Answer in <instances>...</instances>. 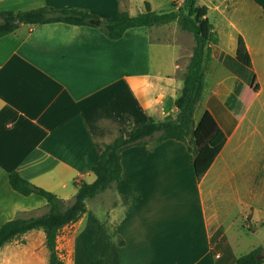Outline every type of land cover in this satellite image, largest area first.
Listing matches in <instances>:
<instances>
[{"label": "crops", "instance_id": "obj_1", "mask_svg": "<svg viewBox=\"0 0 264 264\" xmlns=\"http://www.w3.org/2000/svg\"><path fill=\"white\" fill-rule=\"evenodd\" d=\"M172 1L0 0V12L75 8L115 21L144 12L145 2L163 12ZM232 3L216 6L218 42L200 101L225 133L223 148L200 180L183 142L123 150L119 182L88 199L85 213L59 232L57 251L62 232L72 247L68 264H234L264 248V234L258 245L249 240L264 232V0ZM150 33L130 28L110 40L98 28L48 23L20 24L0 37V226L48 210L41 196L14 191L10 172L71 200L74 183L95 179L102 144L118 129L127 137L150 118L174 116L173 57L159 56ZM239 36L250 68L235 58ZM236 80L247 96L242 115L224 105ZM218 101L226 112L217 118L210 105ZM105 193L104 210L94 201ZM34 235L45 248L43 231L32 230L0 251Z\"/></svg>", "mask_w": 264, "mask_h": 264}, {"label": "trees", "instance_id": "obj_2", "mask_svg": "<svg viewBox=\"0 0 264 264\" xmlns=\"http://www.w3.org/2000/svg\"><path fill=\"white\" fill-rule=\"evenodd\" d=\"M199 0H177L170 3V10L156 12L145 2V11L136 15L123 13L115 21L101 20L83 9H55L42 6L26 11L0 12V37L12 33L20 24L65 23L73 26L98 28L108 39L116 40L126 30L136 27L151 28L176 22L181 30L192 34L194 48L184 75L181 91L174 101L176 113L162 119H152L130 130L125 137L118 129L117 135L103 143V151L92 168L95 179L91 183H74L76 192L72 201H64L54 193L44 190L23 179L17 172H10L8 180L17 193L28 196L36 194L45 199L46 213L29 218H15L0 226V249L22 234L42 230L44 245L48 253L47 264H64L56 249L60 230L77 221L86 211V201L110 188L121 179V152L140 145L157 146L165 140L183 142L192 154V165L197 180H200L223 148L226 136L212 114L203 110L198 121L194 113L200 105L204 88L205 69L211 60V47L218 42L214 26L208 17V7L200 6ZM176 8V10H175ZM17 19L18 24H13ZM97 21L98 24L94 22ZM236 60L251 67V60L242 37H238ZM247 96L244 85L236 80L233 90L224 101L225 107L235 115H242ZM256 248L240 255L234 264H260Z\"/></svg>", "mask_w": 264, "mask_h": 264}, {"label": "rangeland", "instance_id": "obj_3", "mask_svg": "<svg viewBox=\"0 0 264 264\" xmlns=\"http://www.w3.org/2000/svg\"><path fill=\"white\" fill-rule=\"evenodd\" d=\"M233 1L235 0H199L198 4L200 6L204 5L208 7V17L210 21L214 23L215 12L217 10L216 6H219L220 9H229V6L233 4ZM181 2L182 1H178L177 4H180ZM168 7V9L164 8L162 11L165 12L170 10V6ZM150 35L153 44L155 46L157 45V53L160 57L165 55H171L173 57L172 59L175 78L174 90L177 93V98L181 91L186 68L194 48L193 36L192 34L181 30L176 22L151 27ZM208 85H211V80L208 81ZM205 96L206 93L204 94V97ZM202 109L203 108L201 105H199V107L196 109L194 113L195 121H198L203 111ZM210 109L217 118L220 116V112H226L225 107L219 101L215 102L213 105H210ZM73 188H75L74 185ZM72 199L68 201H72ZM94 202L96 206L105 210L111 204V196L109 193H105L100 195ZM258 231L259 232L255 233L254 237L249 239L253 241L254 245H258L263 239V229L259 228ZM64 236L65 232H62L60 235V241L57 243L58 254L63 260L64 264H68L73 258V252L71 244L65 245L67 244V239H65ZM95 256L96 254L94 253L89 254V259H95ZM0 264H47V251L45 248L41 247V240L37 235H34L29 239L28 245L25 244V241H21L20 237L15 243H13L11 247L2 249L0 251Z\"/></svg>", "mask_w": 264, "mask_h": 264}, {"label": "water", "instance_id": "obj_4", "mask_svg": "<svg viewBox=\"0 0 264 264\" xmlns=\"http://www.w3.org/2000/svg\"><path fill=\"white\" fill-rule=\"evenodd\" d=\"M18 23H19V22H18L17 19H15V20L13 21V24H18ZM94 23H95V24H98L97 21H95ZM263 257H264V249L261 250V251L258 253V255H257V258H258V259H262Z\"/></svg>", "mask_w": 264, "mask_h": 264}]
</instances>
